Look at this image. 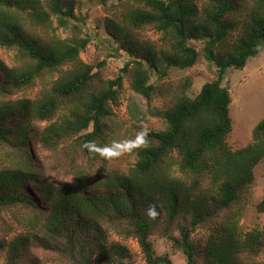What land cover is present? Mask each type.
<instances>
[{
	"label": "trees",
	"instance_id": "16d2710c",
	"mask_svg": "<svg viewBox=\"0 0 264 264\" xmlns=\"http://www.w3.org/2000/svg\"><path fill=\"white\" fill-rule=\"evenodd\" d=\"M96 2L105 8L122 6L117 18H105L104 26L132 60L98 85L93 66L77 60L87 38L42 41L31 32L50 27L52 18L58 28L67 27L75 18V0H0V46L15 49L21 62L7 67L0 61V89L27 86L42 71L71 64L38 99L0 101V143L16 139L27 157H12L13 167L0 168V212L26 206L37 215L30 241L18 236L7 243L4 264H37L24 249L29 243L59 264H131L132 254L123 243L128 238L137 242L146 264H173L170 252H155L152 236L181 252L186 264H260L255 260L264 248V228L244 232L228 215L255 182L254 167L264 157V117L248 144L229 148L231 97L221 81L227 68H242L263 50L264 0ZM145 26L160 34V45L139 38ZM190 40L199 42L200 49ZM200 55L217 68L216 77L193 95L182 87L168 108L151 111L165 125L142 135L136 162L127 172L105 176L95 184L103 188L98 191L82 174L68 184L36 181L20 118L50 121L66 107L60 122L43 129L40 141L53 150L68 146L74 154L91 157L118 102L123 72L133 91L150 98L157 90L152 74L163 78L171 67L190 68ZM13 119L16 125H10ZM204 178L214 189L208 197L198 194ZM27 183L37 187L44 207L31 199ZM256 211L264 214V200Z\"/></svg>",
	"mask_w": 264,
	"mask_h": 264
},
{
	"label": "rangeland",
	"instance_id": "374dc122",
	"mask_svg": "<svg viewBox=\"0 0 264 264\" xmlns=\"http://www.w3.org/2000/svg\"><path fill=\"white\" fill-rule=\"evenodd\" d=\"M121 9V5H110L105 8L96 0H75L73 9L75 18L69 19L67 27L58 28L55 19L52 18L50 27L43 30L31 29V32L42 41L59 38L72 42L87 38L88 42L79 51L77 60L93 66L92 72L97 74L94 80L98 85L100 81L115 78L121 73L124 64L132 61L124 50L117 48L118 41L113 39L104 26L105 18H117ZM138 36L160 45V34L149 26L141 28ZM189 43L198 50L201 47L195 40H190ZM0 61L7 67L21 66L18 54L13 48L0 46ZM70 65L66 63L55 70H44L27 86L18 89L6 84V88L0 89V101L38 99ZM216 70L213 64L206 62L200 55L190 68L171 67L163 78L152 74L150 82L157 85V90L150 98L133 91L123 72L118 102L112 106V114L104 122L102 137L93 149L91 157L81 152L74 154L68 146L53 150L40 141L39 135L43 129L49 123L60 122L67 113L66 107L59 109L50 121L24 118L22 122L20 118V123L25 128L27 146L33 152L30 161L34 164L36 169L34 171L38 173L36 181L44 180L52 185L68 184L73 183L76 176L82 174L91 189L102 190L103 188L95 184L104 182V177L113 172L125 173L134 165L136 149L142 145V135L163 129L164 119L152 114L151 111L155 108L160 110L168 108L182 87L189 94L197 93L205 82L216 77ZM186 82L188 87L184 86ZM221 85L228 89L231 97L229 104L231 130L225 142L234 150L250 142L253 127L264 117V48L259 54L249 57L242 68H227ZM10 125H16V120H10ZM12 141L0 143V168L4 165L7 168L13 167L12 163L15 160L12 157L20 161L27 158L17 145V140ZM254 176L255 182L243 203L228 215L229 222L235 223L244 232L255 227L264 228V214L256 211V205L264 200V157L254 167ZM199 185L198 194L208 197L214 193L208 178L201 179ZM27 189L31 199L44 207V199L37 187L27 183ZM36 221V212L27 209L26 206L23 209L17 207L0 212V264H4L8 242L18 236H28L26 240H31V234L36 231ZM151 241L156 253L170 252L173 264H186L184 255L181 252H172L164 239L152 236ZM123 243L132 254L131 264H146L134 239L128 238L123 240ZM24 249L37 264H59L52 254L34 243L25 245ZM255 261L264 264V248Z\"/></svg>",
	"mask_w": 264,
	"mask_h": 264
}]
</instances>
